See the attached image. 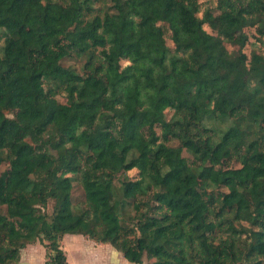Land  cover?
Listing matches in <instances>:
<instances>
[{
	"label": "trees",
	"instance_id": "16d2710c",
	"mask_svg": "<svg viewBox=\"0 0 264 264\" xmlns=\"http://www.w3.org/2000/svg\"><path fill=\"white\" fill-rule=\"evenodd\" d=\"M111 1L0 0V264H264V0Z\"/></svg>",
	"mask_w": 264,
	"mask_h": 264
},
{
	"label": "rangeland",
	"instance_id": "374dc122",
	"mask_svg": "<svg viewBox=\"0 0 264 264\" xmlns=\"http://www.w3.org/2000/svg\"><path fill=\"white\" fill-rule=\"evenodd\" d=\"M94 2V8L95 10H99L102 12L105 9H110L112 7V1L111 0H93ZM214 0H208L206 2V5H214ZM252 29H249V33L252 34ZM167 35H169L167 33ZM0 43H2V40H0ZM254 45L251 44L247 51L249 52V49L252 48ZM227 47L229 50H233L235 46L231 45L230 43L227 44ZM260 46H256L255 48H259ZM84 62L83 56H75L70 55L66 56L62 59V63L64 65H70L75 67L78 71L82 72V65ZM169 113H172V110H169ZM206 123H209L210 125L217 126L220 129H226L230 124H232V120H223L218 121L214 119H209L206 121ZM6 166V162L2 163L0 165V170L3 169ZM135 173L134 170H131L129 172V175H133ZM117 182V180H116ZM84 198V192L83 188L81 186V183L78 179H75L73 181V187H72V203H73V209L74 211H79L82 209L81 203ZM52 206V200H50L48 206L46 207V210L50 209ZM131 206H127V212H132ZM244 224H248V221L244 220ZM36 242H39L38 240ZM61 243L63 248L65 249L67 259L72 262L73 264H110L109 261H105L103 258V255L106 253L105 249H97V246H110L108 243H97L93 239L81 234V233H65L61 239ZM96 245V247H95ZM31 248H34V254L37 258H41V255L44 254V246L42 244L38 245H30ZM36 246V247H34ZM41 249V250H40ZM101 253V254H98ZM104 253V254H103ZM109 257L108 253H106ZM105 254V255H106ZM123 260L122 264H136L134 262L128 261L127 259L121 257ZM146 256L143 254V259L140 264H146Z\"/></svg>",
	"mask_w": 264,
	"mask_h": 264
},
{
	"label": "crops",
	"instance_id": "0c3cea01",
	"mask_svg": "<svg viewBox=\"0 0 264 264\" xmlns=\"http://www.w3.org/2000/svg\"><path fill=\"white\" fill-rule=\"evenodd\" d=\"M37 241V240H36ZM36 241H33V242H30V243H27L24 247L21 248V251H20V259L18 261L17 264H44V260H45V250H44V254L41 255V258H37L34 254V248H31V244H35V245H38L39 247V244H41L40 242H36ZM97 243H107V242H97ZM110 244V243H108ZM36 247V246H34ZM96 247V245H95ZM97 249H105L106 253H108L109 257L107 256V254L103 255V258L101 259H105V261H109L110 264H122L123 263V260L121 257L122 254L117 250L115 249L111 244L110 246H97ZM41 250V249H40ZM98 254H101V253H98ZM125 258V257H123ZM126 259V258H125ZM129 261V260H128ZM72 263V262H71ZM73 264V263H72ZM138 264V263H136Z\"/></svg>",
	"mask_w": 264,
	"mask_h": 264
}]
</instances>
